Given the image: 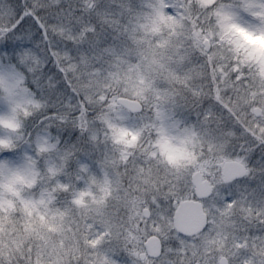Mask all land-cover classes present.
I'll return each instance as SVG.
<instances>
[{"label": "rangeland", "instance_id": "rangeland-1", "mask_svg": "<svg viewBox=\"0 0 264 264\" xmlns=\"http://www.w3.org/2000/svg\"><path fill=\"white\" fill-rule=\"evenodd\" d=\"M178 1L0 0V152L22 117L68 113L62 132L51 118L34 145L50 154L51 177L70 165L76 182L99 174L94 192L75 183L61 197L47 187L34 196L36 172L27 182L0 165V212L18 201L26 217H41L22 230L33 239V264H264V84L244 77L255 44L245 40L247 62L224 66L213 57L218 37L205 17L186 22L171 13L191 2L201 11L212 0ZM120 97L142 106L121 107L132 115L122 127L107 118ZM51 128L66 134L65 150L56 149ZM165 145L179 150L177 163ZM226 161L240 162L245 176L225 183ZM197 172L212 185L202 201L208 225L182 237L172 216L194 198ZM150 238L158 242L154 257L144 246Z\"/></svg>", "mask_w": 264, "mask_h": 264}, {"label": "trees", "instance_id": "trees-1", "mask_svg": "<svg viewBox=\"0 0 264 264\" xmlns=\"http://www.w3.org/2000/svg\"><path fill=\"white\" fill-rule=\"evenodd\" d=\"M178 0H171L175 2ZM179 2V1H178ZM166 8L168 7V2L165 3ZM194 2H191L187 5V8H179V10H172L171 13L176 15L179 13V18L183 19L186 22L190 20L201 19L205 17L204 23L210 28L214 33H217L212 37L217 39V44H214L213 48V57L217 61L220 60L221 64L229 67L230 64L241 60L242 62H247L244 60L249 53V45L245 43L248 38H251L253 44H255V63L253 67L245 69V79L251 86H258L264 84V0H212L211 3L203 10L196 11ZM186 8V9H185ZM190 11V13H189ZM201 15H203L201 17ZM176 17V16H175ZM196 23V22H195ZM202 30V29H201ZM204 31V30H202ZM220 37H222L220 39ZM241 37L244 38V42H241ZM214 42V40H213ZM258 43H263L258 46ZM261 51L260 57H257L259 50ZM211 52V51H210ZM205 54V53H204ZM211 54V53H210ZM209 54H205L208 56ZM257 57V58H256ZM254 62L253 60H249ZM245 66H243L244 68ZM237 69H242V67L236 66ZM258 80V81H256ZM26 88L32 90L31 84H25ZM129 98L132 95H126ZM112 114L108 115L107 118L110 121H116L119 126L127 125L128 119L132 116L130 113H126L121 107H119L116 102L111 101L110 105H107ZM108 109V108H107ZM51 112V111H50ZM49 112V113H50ZM45 112H39L37 114L31 113L29 117H22V128L18 131H15L12 134L13 142L11 143L8 149L0 152V165L5 164L4 167H9L11 175L20 177V179H26L27 182L34 181V175L32 172H36L38 176L35 182L31 183L32 188L29 187V192L37 195V192L47 188L55 189L54 193L56 197H61V188H71L76 185L77 191L84 193L87 188H90L93 192L95 191L96 185L99 182V174L95 172L94 180L90 181L87 176L81 177V180L76 182L74 174V165H70L68 170L62 172L58 177H51L48 169V157L50 154L40 149V146L34 145L32 141V136L34 132L38 129L44 131L45 125L51 123L52 128H55V125L60 126L61 132L64 130L62 122L60 120H68L70 122L69 114H44ZM66 116V117H65ZM62 119H61V118ZM57 118L58 123H57ZM45 124V125H44ZM49 126V125H48ZM64 126V125H63ZM68 127H71L69 125ZM51 128V129H52ZM1 131V130H0ZM54 129L50 130V134L53 136L52 139H58L60 141L59 146L56 148L59 152L62 149H66L67 145L65 140L61 137L65 134L61 133L59 136L54 135ZM43 133V132H42ZM26 139L25 141L20 142V138ZM64 139L66 134L63 136ZM19 138L20 141L17 139ZM93 173V172H91ZM231 184V183H230ZM48 191V190H47ZM28 195V194H27ZM40 198V197H37ZM28 199V197H27ZM22 200V199H21ZM49 207V202L48 206ZM6 208V207H5ZM11 214L8 212L4 213L2 210L0 212V264H33L30 258V254H33L34 250L32 248L31 242L32 238H29L30 233L24 234L22 230L28 229L30 226L36 228V223L39 221V218H32V216H27L24 214L20 202L15 201L13 207L11 206ZM43 213V211H40ZM45 214L46 218L48 215ZM13 221L12 225L6 224L5 228L2 226L3 222H6L8 218ZM7 217V218H6ZM17 219L19 221H17ZM44 218L42 217V220ZM20 222V223H19ZM34 232V231H33ZM28 236V237H27ZM24 238H28L23 240ZM23 240L22 242H20ZM29 242V244H28ZM31 245V246H30Z\"/></svg>", "mask_w": 264, "mask_h": 264}, {"label": "water", "instance_id": "water-1", "mask_svg": "<svg viewBox=\"0 0 264 264\" xmlns=\"http://www.w3.org/2000/svg\"><path fill=\"white\" fill-rule=\"evenodd\" d=\"M204 51H208V42H203ZM117 105L128 110L131 113H139L142 109L140 103L135 100L120 97L116 100ZM255 116L260 115V110L254 111ZM246 174L245 167L236 161H226L222 164V176L226 183H230L242 179ZM192 185L194 187V198L181 201L176 206L173 216L172 225L174 231L183 237H195L201 234L207 226V216L202 206V200L209 198L212 194L210 183L202 179V174L197 172L192 177ZM143 215L148 216V211L144 210ZM149 257L157 254L158 242L155 238H150L144 244ZM144 255L140 256V260ZM219 264H226L224 258Z\"/></svg>", "mask_w": 264, "mask_h": 264}, {"label": "clouds", "instance_id": "clouds-1", "mask_svg": "<svg viewBox=\"0 0 264 264\" xmlns=\"http://www.w3.org/2000/svg\"><path fill=\"white\" fill-rule=\"evenodd\" d=\"M241 42H244V38L241 37ZM165 148L167 149V151H169V153L171 154V156L173 157V163H177V161L175 160V157L178 155L179 150L176 148H168L167 145H165Z\"/></svg>", "mask_w": 264, "mask_h": 264}, {"label": "flooded vegetation", "instance_id": "flooded-vegetation-1", "mask_svg": "<svg viewBox=\"0 0 264 264\" xmlns=\"http://www.w3.org/2000/svg\"><path fill=\"white\" fill-rule=\"evenodd\" d=\"M203 179V178H202ZM203 180H205V179H203Z\"/></svg>", "mask_w": 264, "mask_h": 264}]
</instances>
